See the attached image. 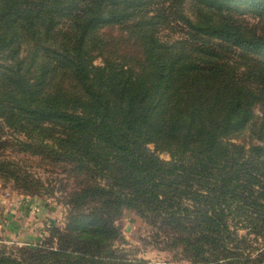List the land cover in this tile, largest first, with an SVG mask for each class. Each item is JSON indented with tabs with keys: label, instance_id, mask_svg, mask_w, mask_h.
Masks as SVG:
<instances>
[{
	"label": "trees",
	"instance_id": "1",
	"mask_svg": "<svg viewBox=\"0 0 264 264\" xmlns=\"http://www.w3.org/2000/svg\"><path fill=\"white\" fill-rule=\"evenodd\" d=\"M0 180L69 208L0 264H264V0H0Z\"/></svg>",
	"mask_w": 264,
	"mask_h": 264
},
{
	"label": "rangeland",
	"instance_id": "2",
	"mask_svg": "<svg viewBox=\"0 0 264 264\" xmlns=\"http://www.w3.org/2000/svg\"><path fill=\"white\" fill-rule=\"evenodd\" d=\"M246 18L252 23L258 21L253 14L246 15ZM105 32L110 38L123 35L127 38V34L117 26L109 27ZM161 34L168 41L182 36L172 29H166ZM126 48L127 52L134 50L133 47H128V44ZM101 63L102 58H98L96 64ZM250 133L248 131L239 142L251 141ZM160 156L170 160L167 153H161ZM32 172L46 184L45 187L59 185L57 182L60 177L50 170L35 166ZM45 192L44 190L41 194L27 192L16 188L12 181L0 180V244L3 243L9 248L21 246L35 248L50 236L52 228L65 227L69 208L60 202L61 193ZM118 225L127 242L117 245L125 247L131 257L144 258L148 260L147 264H188L176 259L174 253L158 250L153 237L149 235L148 226L133 211L126 210Z\"/></svg>",
	"mask_w": 264,
	"mask_h": 264
}]
</instances>
